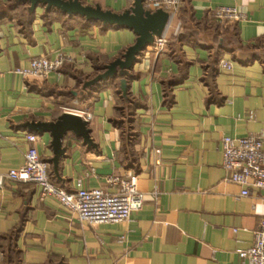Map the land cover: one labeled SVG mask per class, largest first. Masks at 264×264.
Instances as JSON below:
<instances>
[{"label":"crops","instance_id":"1","mask_svg":"<svg viewBox=\"0 0 264 264\" xmlns=\"http://www.w3.org/2000/svg\"><path fill=\"white\" fill-rule=\"evenodd\" d=\"M80 1L117 13L135 2ZM13 3L0 0V14ZM219 6L248 18L219 23L211 17ZM35 12L24 30L15 16L0 17V173L24 163L27 134L35 133L54 184L114 191L111 178L137 174L145 202L128 221L89 223L55 198L42 199L39 186L9 181L0 188V264H243L238 250L254 242L264 191L239 196L222 165V138H264V0H184L165 48L149 45L130 71L131 125L117 110L120 78L96 79L136 32L44 3ZM60 51L72 62L43 80L16 72ZM221 59L233 67L220 69ZM63 111L89 121L97 147L67 135L59 179L49 162L51 134L25 124Z\"/></svg>","mask_w":264,"mask_h":264},{"label":"built area","instance_id":"2","mask_svg":"<svg viewBox=\"0 0 264 264\" xmlns=\"http://www.w3.org/2000/svg\"><path fill=\"white\" fill-rule=\"evenodd\" d=\"M146 9H163L169 14L166 29L155 37V46L161 52L168 43V32L183 6V0H144ZM219 22L243 21L248 15L236 7L219 6L211 11ZM182 30L181 22L175 31ZM72 58L60 51L54 58L38 57L31 60L29 67L16 69L24 78L43 80L51 72L58 71ZM233 64L227 59L219 61L220 69H231ZM89 117V116H88ZM39 136L28 133L30 143L24 154V163L5 173H0V188L9 181L30 182L39 186L41 198L53 197L60 205L80 220L89 223H117L128 221L133 211L140 210L145 202L144 194L138 188V175L128 178L113 177L110 183L117 185L114 191L105 188H86L79 181L75 191L56 185L51 180L49 164L41 158L35 143ZM222 165L228 172L230 182L241 186L239 196H248L252 189L264 191V138L262 134L244 137L224 136L222 138ZM243 264H264V216L254 232V242L249 248L238 250ZM5 253L0 250V263Z\"/></svg>","mask_w":264,"mask_h":264},{"label":"water","instance_id":"3","mask_svg":"<svg viewBox=\"0 0 264 264\" xmlns=\"http://www.w3.org/2000/svg\"><path fill=\"white\" fill-rule=\"evenodd\" d=\"M30 1L35 8L38 3L47 4L48 8L56 6L64 12L73 15L79 14L85 16L88 20L102 21L104 24L117 25L133 29L138 38L136 42L128 48L124 58H117L106 72L97 77L96 81L107 78L115 74L117 67L130 69L133 67L137 56L144 52L147 47L154 44L155 37L161 35L166 29L169 14L163 9L151 11L145 8L144 0H135L134 6L122 13L103 10L99 6L93 7L83 4L80 0H25ZM121 89L126 96L128 92V83L126 79L121 80ZM31 131L43 135L49 132L52 137L51 146L53 156L49 162L52 164L53 172L57 178H61L59 167L60 161L66 157L67 147L64 140L72 133L77 138H81L83 144L88 148H96L97 143L91 136L89 121L81 114L63 111L53 121H29L25 124Z\"/></svg>","mask_w":264,"mask_h":264},{"label":"trees","instance_id":"4","mask_svg":"<svg viewBox=\"0 0 264 264\" xmlns=\"http://www.w3.org/2000/svg\"><path fill=\"white\" fill-rule=\"evenodd\" d=\"M183 2H184V0H183ZM35 14H36L35 8L28 6L27 2L22 1V0H14V3L8 8L7 11H2V13L0 14V17L6 18L7 16H10V17L15 16L18 19V23L21 26H23V30H24L28 24H31L33 22V19L35 18ZM211 17L215 21L219 22L212 15H211ZM182 20H183V16H182ZM182 22H184V21H182ZM219 23L224 24V22H219ZM105 26H106V28H108L110 26L118 27L117 25H110V24H105ZM126 52H127V50L122 52L117 58H124V55ZM106 69H107L106 65H103V66L101 65L99 68V70H100L99 72L102 73V72L106 71ZM131 70H132V68L127 69V68H121L120 66H118L115 74H113L107 78H104L107 80H111V79L114 80L115 78L119 77L120 78V80H119L120 81V87H121V80L122 79L127 80L128 92H127V95L125 96L123 94V91L121 89L119 90V92H118L119 104H118L117 110H118V113H120L121 117H124V118L127 117L128 125H131V123H133V116L135 115L136 108H137V106L136 107L134 106V108L131 109V105H132L131 104L132 103L131 94H130V83L132 80V76L130 75ZM101 81L105 82L106 80L101 79ZM129 127H131V126H129Z\"/></svg>","mask_w":264,"mask_h":264},{"label":"rangeland","instance_id":"5","mask_svg":"<svg viewBox=\"0 0 264 264\" xmlns=\"http://www.w3.org/2000/svg\"><path fill=\"white\" fill-rule=\"evenodd\" d=\"M175 23V22H174ZM184 26V24H182V27Z\"/></svg>","mask_w":264,"mask_h":264}]
</instances>
